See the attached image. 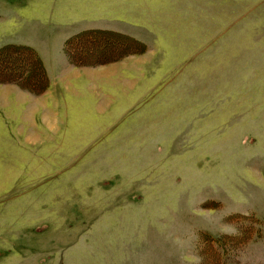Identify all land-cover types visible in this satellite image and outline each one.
I'll return each instance as SVG.
<instances>
[{
    "label": "rangeland",
    "instance_id": "rangeland-1",
    "mask_svg": "<svg viewBox=\"0 0 264 264\" xmlns=\"http://www.w3.org/2000/svg\"><path fill=\"white\" fill-rule=\"evenodd\" d=\"M88 29L144 49L75 65ZM7 44L50 77L0 104V264H196L227 216L264 219V0H0ZM228 251L264 264V223Z\"/></svg>",
    "mask_w": 264,
    "mask_h": 264
},
{
    "label": "trees",
    "instance_id": "trees-1",
    "mask_svg": "<svg viewBox=\"0 0 264 264\" xmlns=\"http://www.w3.org/2000/svg\"><path fill=\"white\" fill-rule=\"evenodd\" d=\"M112 32V31H110ZM105 29H88L69 37L64 44L68 60L80 65L102 64L118 60L132 53L134 47L142 51L144 43L137 38L116 32V36ZM132 51L127 52L131 47ZM0 82H13L28 91L41 94L48 87L47 72L37 52L28 45L7 44L0 48ZM235 226L231 233H221L217 237L201 234L197 243V253L204 261L196 264H225L229 259L230 246L238 248L262 233L264 219L251 214L234 213L226 217Z\"/></svg>",
    "mask_w": 264,
    "mask_h": 264
},
{
    "label": "crops",
    "instance_id": "crops-1",
    "mask_svg": "<svg viewBox=\"0 0 264 264\" xmlns=\"http://www.w3.org/2000/svg\"><path fill=\"white\" fill-rule=\"evenodd\" d=\"M19 45H24V44H19ZM38 54V53H37ZM39 55V54H38ZM40 56V55H39ZM41 58V57H40ZM42 59V58H41ZM42 61H43V59H42ZM43 63H44V61H43ZM44 67H45V69L47 70V68H46V66H45V64H44ZM47 74L49 75V73L47 72ZM49 77H50V75H49ZM5 83H7V84H5V85H13V86H16V87H18V88H13V87H11V86H8L7 88L9 89L8 91H5V94H6V96L4 97V98H0V104H2V105H4L5 104V106L6 107H9L10 105L7 103V101L5 100V98L8 96L7 94H9V92H12V91H14V92H17L18 93V97H19V100H22V99H24V100H28V99H31V98H36V97H38L39 96V94H35V93H32V92H30V91H28L27 89H24V88H22V87H20L18 84H16V83H13V82H5ZM19 89V90H18ZM8 92V93H7ZM2 93V92H1ZM13 93V92H12Z\"/></svg>",
    "mask_w": 264,
    "mask_h": 264
}]
</instances>
